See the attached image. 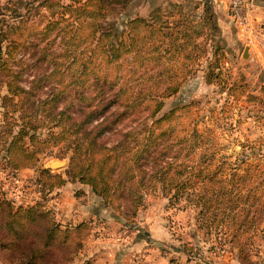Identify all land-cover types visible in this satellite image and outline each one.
Masks as SVG:
<instances>
[{
	"label": "rangeland",
	"instance_id": "obj_1",
	"mask_svg": "<svg viewBox=\"0 0 264 264\" xmlns=\"http://www.w3.org/2000/svg\"><path fill=\"white\" fill-rule=\"evenodd\" d=\"M44 1L51 3L49 8ZM101 2L105 8L100 12L95 5H89L70 14L63 9L71 3L69 0H0V28L7 33L0 55V195L15 205L41 202L50 212L54 207V218L61 223L78 222L61 211L71 209L74 202L75 211L85 214L83 220L91 228L105 222L112 233L122 228L125 236L127 231L133 232L132 240L125 241L133 243L138 239L137 243L161 253L169 251L173 254L169 256L170 264L190 260L196 264H264V34L248 43L219 0ZM203 2L211 8L215 28L208 29L202 15ZM79 5L74 3L72 7ZM259 5V16H263L264 3ZM137 19L143 22L133 24L130 30L127 24ZM159 24L161 37L154 35L153 29ZM174 30L179 31L176 36ZM170 43L182 45L181 53L187 54L188 59L168 51ZM112 50L116 51V58L111 57ZM213 50L221 57L216 64L220 74L209 82L205 73L215 65ZM84 69L88 76L83 85L77 86L73 76ZM38 78V84H33ZM9 82L23 91L33 88L28 103L33 97L34 105L25 102L24 94L15 105L4 101L2 96ZM111 87L122 91L118 102H129L132 111L117 115L113 130L104 132L109 139L143 122L150 124V112L156 103L161 106L154 118L175 110L170 122L173 136L193 129L204 133L212 155L210 168L221 166L226 196L235 200L227 206H236L214 215L215 222L222 215L216 227H207V216L199 215L197 206L186 196L189 189L174 199L167 187L162 194L159 184L142 188L133 215L128 196L115 200L117 207L112 209L77 182L65 184L70 188L66 202H61L56 190L42 196L35 183L37 171L47 169L62 174L68 165L70 152L62 142L39 154L31 168L14 171L6 164L5 143L17 129V123L10 118L22 112L37 121L46 114L43 109L49 94L61 90L62 101L57 102L56 110L68 102L71 108L66 114L78 119L86 111L82 107L89 98ZM78 93L85 102H77ZM101 98L103 95H98L93 101ZM116 105L109 111L122 112V104ZM44 119L35 131L38 137L61 130ZM95 122L92 119L90 126ZM54 159L63 164L49 167ZM221 160L226 165H220ZM184 171L178 181H185L191 167ZM201 185L197 180L194 191L198 192ZM143 249L141 246L133 250L129 264H141ZM178 252L183 261L174 258ZM0 263L5 264L1 259Z\"/></svg>",
	"mask_w": 264,
	"mask_h": 264
},
{
	"label": "trees",
	"instance_id": "obj_2",
	"mask_svg": "<svg viewBox=\"0 0 264 264\" xmlns=\"http://www.w3.org/2000/svg\"><path fill=\"white\" fill-rule=\"evenodd\" d=\"M69 1L71 3L63 6V9L70 14H73V11L83 10L84 7L88 8L89 5H95L99 12L105 8L100 0ZM125 1L119 0V4ZM74 3L80 5L73 8ZM44 4L46 8L51 5L47 1H44ZM55 6L60 7L58 4ZM202 11L208 29L215 28L208 3L203 2ZM156 20L159 22V17H156ZM137 22H143V20L130 21L127 24L128 28L132 30L131 26ZM153 29L154 35L161 37V25ZM173 33L176 36L179 31L174 30ZM6 38V31L0 28V55L2 54V42L6 41ZM181 47L182 45L176 46L170 43L168 51L172 50L176 55L180 53L187 60L188 55L181 53ZM110 53L112 58H116V51L112 50ZM7 54L10 55V53ZM211 57L215 65L205 73V80L209 82L220 74L216 71V64L220 63L221 57L215 50L211 52ZM88 73L84 69L80 72L82 75L74 74L77 86L83 85ZM97 74L99 73H96L95 77L99 79ZM40 80L41 78L34 80L33 84H38ZM6 88V94L2 96V99L13 102L14 105L17 101L20 102L21 94L26 95V103H28L29 95L32 96L33 88L30 91H23L10 82L6 83ZM61 92V90H56L49 94V98L45 101L46 107L43 109L46 114L37 121L34 117L22 112L17 117L10 118L12 122L17 123V129L9 136L4 148L3 156L6 164L12 170L17 171L33 167L38 155L44 153L46 149L60 142L65 144V150H69L70 155L68 165L62 174L51 173L47 169L37 171L35 183L42 196L45 195L44 192L47 194L67 182H77L87 186L93 195L112 209L117 207L114 205L115 200L128 196L132 208L130 214L133 215L138 200H140L138 194L142 188H153L159 184L162 194L166 191L164 188L167 187L170 196L174 199L178 198L184 190L189 189L186 196L197 206L199 215L207 216L208 228L216 227L221 222L222 215L217 222L214 220L217 212L224 214L230 208L236 209L235 205L227 206L228 202L235 200L226 196L225 179L221 173V166L217 164L214 170L210 168L212 155L208 153L209 141L204 133L193 129L181 136H173V125L170 122L175 112L174 109L154 118L161 106L160 103H156L150 112L152 117L150 124L143 122L136 128L132 127L123 133L120 132L115 139H109L104 132L113 130L117 123V115L123 111H132V104L129 102H118L122 93L119 88L114 91L111 87L104 92L102 89L96 92L95 96L89 98L82 107V110L86 111H82L83 116L78 119H72L69 113L66 114L69 107L71 108L68 102L62 103L61 109L56 110L57 102L62 101ZM98 95H103V98L94 102L93 99ZM83 99L84 97L78 93L77 102H85ZM34 103L31 97V102L28 104L32 106ZM116 103L122 104V112H117V114L109 111V108L113 106L117 108ZM35 106L39 107L40 104ZM44 118H47L49 123L54 122L61 130L56 134L49 133L45 137H38L35 131L42 126ZM92 119L96 122L90 126ZM188 163L193 164L187 165ZM220 165H226V161L221 160ZM187 166L191 167L190 173L186 175L184 182L178 181ZM197 180L199 183L202 182V185L198 186V192H195L194 186ZM250 224L251 221L247 228ZM91 229L86 220L61 223L42 206L41 202L24 206L15 205L0 195V259L5 264L7 262L65 264L75 257V253L79 251Z\"/></svg>",
	"mask_w": 264,
	"mask_h": 264
},
{
	"label": "crops",
	"instance_id": "obj_3",
	"mask_svg": "<svg viewBox=\"0 0 264 264\" xmlns=\"http://www.w3.org/2000/svg\"><path fill=\"white\" fill-rule=\"evenodd\" d=\"M220 1L221 0H219V4L224 8ZM256 3L263 4L264 0H256ZM65 184L54 189L58 191L61 202H66L68 200L67 193L70 191V188H67ZM82 186L88 189L87 186ZM69 195L74 199L71 192ZM70 207L73 210L69 209L65 211L64 208L61 209L64 216L71 218L74 221L83 220V217L86 218L85 214L80 210L79 212L75 211L76 205L74 202L71 203ZM70 210L72 211L71 217H68L67 214L71 212ZM123 229L124 228H122L121 231L112 233L109 231L110 229L105 226V222H100L96 227H92L88 237L83 240L80 250L70 264H129L130 257L134 254L133 250L137 251L141 246L144 247V249L141 250V264H170L169 260L171 259H169V256L173 254L170 255V253H168L169 251H163L164 253H161L160 251L154 250L151 246L149 247V245H145V243H137L138 239H135V242L130 243L129 241L132 240L135 233L133 234V232L127 231L125 236L126 230L124 231ZM127 239L129 241H125ZM178 251L180 252L179 249ZM179 252L174 255V258H178V261H183L184 258L178 255ZM171 263L173 262L171 261ZM185 264H196V262L190 260Z\"/></svg>",
	"mask_w": 264,
	"mask_h": 264
},
{
	"label": "built area",
	"instance_id": "obj_4",
	"mask_svg": "<svg viewBox=\"0 0 264 264\" xmlns=\"http://www.w3.org/2000/svg\"><path fill=\"white\" fill-rule=\"evenodd\" d=\"M220 3L224 6L230 21L244 33L248 43L264 34V13L263 16H259L261 6L256 0H221ZM50 210L52 214L57 213L54 207Z\"/></svg>",
	"mask_w": 264,
	"mask_h": 264
},
{
	"label": "water",
	"instance_id": "obj_5",
	"mask_svg": "<svg viewBox=\"0 0 264 264\" xmlns=\"http://www.w3.org/2000/svg\"><path fill=\"white\" fill-rule=\"evenodd\" d=\"M246 51H247V47H245V49H244V55L246 54ZM59 164L62 165L63 162L60 161V160L54 159V160H52V161H50V162L48 163V166H49V167H52L53 165H59Z\"/></svg>",
	"mask_w": 264,
	"mask_h": 264
},
{
	"label": "bare ground",
	"instance_id": "obj_6",
	"mask_svg": "<svg viewBox=\"0 0 264 264\" xmlns=\"http://www.w3.org/2000/svg\"><path fill=\"white\" fill-rule=\"evenodd\" d=\"M59 165H61V164H59Z\"/></svg>",
	"mask_w": 264,
	"mask_h": 264
}]
</instances>
